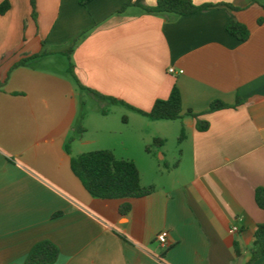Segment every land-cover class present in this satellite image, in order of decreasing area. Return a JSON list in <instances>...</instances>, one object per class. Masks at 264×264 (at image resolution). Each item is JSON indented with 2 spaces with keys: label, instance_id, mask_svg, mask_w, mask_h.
<instances>
[{
  "label": "crops",
  "instance_id": "0c3cea01",
  "mask_svg": "<svg viewBox=\"0 0 264 264\" xmlns=\"http://www.w3.org/2000/svg\"><path fill=\"white\" fill-rule=\"evenodd\" d=\"M4 1L10 9L0 16V82L6 81L0 264H24L42 241L58 247L55 264H246L255 230L264 225L254 199L264 189V22L258 24L264 0H191L237 11L216 7L188 16L134 6L117 13L127 0L84 7L79 0H35V20L30 0ZM143 2L153 7L157 0ZM231 15L248 29L247 41L227 33ZM77 38L70 62L78 81L123 104L80 89L68 73L63 53ZM43 52L48 55L12 70ZM171 68L183 73L170 74ZM174 86L183 113L200 115L206 131H197L190 116L151 121L135 111H150ZM237 100L235 108L207 113L215 101L234 106ZM112 113L121 116L118 131L108 122ZM182 131L179 157L169 161L165 146ZM155 139L164 143L152 147ZM100 150L132 161L141 186L153 192L139 199L92 197L70 161ZM126 204L130 211L121 216ZM162 231L169 234L166 249L156 243ZM253 264H264V257Z\"/></svg>",
  "mask_w": 264,
  "mask_h": 264
},
{
  "label": "trees",
  "instance_id": "16d2710c",
  "mask_svg": "<svg viewBox=\"0 0 264 264\" xmlns=\"http://www.w3.org/2000/svg\"><path fill=\"white\" fill-rule=\"evenodd\" d=\"M91 1L92 0H79L78 3L80 6L84 7ZM252 1L256 3L257 0ZM30 4L32 7V18L35 20V0H30ZM131 6L138 7L150 14H172L176 16H188L198 12H206L216 7H224L227 10L237 11L236 8H233L227 4H206L202 6H196L191 0H157L156 5L153 7L146 6L143 0H136L135 2H132V0H127L117 13H123L128 7ZM9 9L10 3L8 1L2 2L0 4V16L5 15ZM262 22H264V20L260 19L258 24L260 25ZM226 30L230 36L240 42L247 41L250 35L248 29L243 24L236 21L232 15ZM78 41L79 38L74 41L73 46L63 53V55L69 60L68 73L72 76L80 89L87 91L94 96L106 99L111 104H123L121 101L112 98H106L100 94H97L95 91L85 88L78 81L74 73V66L70 62V55ZM47 55V53L43 52L38 55L23 58L13 66L12 70H15L19 67H28L31 65V63ZM5 83L6 81L0 82V89L4 87ZM239 104V100H237L234 106H229L220 101H215L210 104L207 113H213L228 108H235ZM135 111L150 119L151 121H175L181 119L183 116H190L196 120L197 131L204 132L208 129V123L199 120L200 115L194 114L190 110L183 113L180 92L176 86L172 88L168 99L157 100L150 111ZM77 132H83L81 124L77 126ZM183 137L184 133L182 131L181 139H183ZM162 142L163 141L160 139H155L153 141L152 147H158L159 145H162ZM145 151L150 153V147H147ZM66 152L69 153L68 145L66 146ZM70 167L72 173L81 182L84 189L94 198L139 199L150 195L154 190L153 187L144 188L141 186L140 173L132 161L123 159L118 160L111 151L100 150L81 154L71 159ZM254 199L256 205L261 210H264V189H257L254 194ZM129 211L130 206L126 204L120 207L119 214L124 216L128 214ZM58 215L59 214H56L55 217ZM235 253L237 256L239 255L236 245ZM58 257V247L49 241H42L35 244L31 248L24 261V264H55L58 260ZM262 257H264V225H258L254 233L253 246L250 250V260L246 264H253Z\"/></svg>",
  "mask_w": 264,
  "mask_h": 264
},
{
  "label": "rangeland",
  "instance_id": "374dc122",
  "mask_svg": "<svg viewBox=\"0 0 264 264\" xmlns=\"http://www.w3.org/2000/svg\"><path fill=\"white\" fill-rule=\"evenodd\" d=\"M91 108H93V105L91 104H87V108H83L84 112H88L90 113ZM109 124L111 129L118 131L120 124H121V116L118 113H112L109 115ZM132 129V128H131ZM182 141L181 139V132L178 135L177 138H170L165 146V154L167 156V159L169 161H174L175 158L179 157V153H180V149H179V143ZM164 143V142H162ZM165 163H161V165L164 167Z\"/></svg>",
  "mask_w": 264,
  "mask_h": 264
},
{
  "label": "built area",
  "instance_id": "2783aa9c",
  "mask_svg": "<svg viewBox=\"0 0 264 264\" xmlns=\"http://www.w3.org/2000/svg\"><path fill=\"white\" fill-rule=\"evenodd\" d=\"M169 73L170 74H182L183 72L182 71H178L177 73L174 71L173 68H171L169 70ZM233 232H237V229L236 228H233L232 230ZM168 238H169V234L168 232L166 231H162L160 232L157 236H156V243L162 248V249H166L168 246H169V241H168Z\"/></svg>",
  "mask_w": 264,
  "mask_h": 264
}]
</instances>
